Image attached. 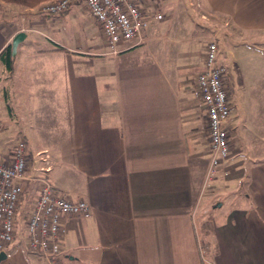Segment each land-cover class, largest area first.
Here are the masks:
<instances>
[{"label": "crops", "instance_id": "crops-1", "mask_svg": "<svg viewBox=\"0 0 264 264\" xmlns=\"http://www.w3.org/2000/svg\"><path fill=\"white\" fill-rule=\"evenodd\" d=\"M196 2L239 29L264 30V0ZM186 3L189 24L199 22L192 1ZM40 4L0 0V52L17 32L26 33L12 69L0 59V148L16 133L28 151L16 232L37 195L34 177L48 166L53 191L84 199L92 212L61 220L62 264H264L258 96L248 109L238 94L232 103L230 86L231 115L223 124L230 156L207 178L213 152L196 76L205 67L207 42L217 38L214 24L221 22L202 15L207 20L197 25L208 37L195 52L184 47L193 37L170 35L178 3L154 1L145 5L144 42H123L121 52L111 54L84 5L41 14L34 10ZM225 79L230 82L228 72ZM15 144L1 153L10 154ZM23 232L0 264H46L27 248Z\"/></svg>", "mask_w": 264, "mask_h": 264}, {"label": "built area", "instance_id": "built-area-1", "mask_svg": "<svg viewBox=\"0 0 264 264\" xmlns=\"http://www.w3.org/2000/svg\"><path fill=\"white\" fill-rule=\"evenodd\" d=\"M154 1L161 0H52L40 4L34 10L41 14H59L66 11L70 4L84 5L100 25L110 53L118 54L123 42H144L143 31L148 24L145 5ZM155 18L161 20L163 14L156 11ZM218 45L215 40L207 42L205 67L196 76L200 97L208 113V135L213 152L207 172L209 179L214 178L229 153V137L223 125L231 115L228 90L224 86L228 69L218 62ZM25 141H17L13 152L8 155L0 152V251L11 244L17 233L18 204L24 191L22 182L29 164ZM40 171L43 173L34 177L38 186L37 195L32 199L30 212L24 222L27 248L43 256L46 264H62L60 240L65 230L61 220L65 216L88 217L92 212L84 199H68L53 191L47 177L48 166L41 167Z\"/></svg>", "mask_w": 264, "mask_h": 264}, {"label": "rangeland", "instance_id": "rangeland-1", "mask_svg": "<svg viewBox=\"0 0 264 264\" xmlns=\"http://www.w3.org/2000/svg\"><path fill=\"white\" fill-rule=\"evenodd\" d=\"M162 1L163 0H161V2ZM172 1L178 3L176 6V9H178V11L176 9L173 10V18L175 20L171 25L170 35L180 34L182 36L184 35V37L185 36L190 38L193 37L191 41L188 40L184 44V47H189L190 50H195V52H197V50L202 49V45L204 44L203 41L208 37L207 35L208 32L205 30L201 31L200 27H198V25L200 26L204 25L201 23L202 20H200V18L201 19L203 18L202 15H206L205 17L210 18L211 21L217 19L221 22V25L214 24L215 28H217L215 29L216 32L215 36L217 38L214 40L217 42V44H219L220 49L223 50V54L218 56V62L224 64L227 67L229 73V79L230 82H232L230 83L224 80V86L226 90H228L231 93L232 92L231 87H232L234 91L232 92L233 97L230 96L231 101L232 103H234L238 94L241 98L240 100H243L244 103H246L247 108L250 109V107L253 108V106H250L249 102L250 101L252 102L254 100L252 98L258 96L257 105H259L258 108L260 112L264 114V44L263 45L260 44L262 43L261 39L263 38L262 40H264V30L260 31L257 28L239 29L234 24H232V22L229 23L230 21L229 18H222L218 15H212L210 14V12H207V9L202 8L201 6H199V4L197 5L196 0H191V1L193 3L192 7L194 8V14L195 16H197V20H199V22L193 21V23L190 25L189 20L187 19V18L190 19V17L187 14L189 10L187 8L186 2L188 0H172ZM155 2L158 3L160 1H155ZM203 20H207V19L203 18ZM224 22H227L228 24H224ZM163 26H165L166 28L165 31H167L169 27V23L164 22ZM209 27L212 28V22L211 25H209ZM223 34L227 35V38L225 37L224 40L222 39ZM258 44H259V48L257 46ZM187 50L188 49H186V51ZM231 79L233 80L231 81ZM258 80L259 81L261 80L260 83L262 88L261 90L262 93L259 94L257 93V90H259V85L255 87V83ZM255 102H256V98H255ZM234 104H236V102ZM234 109L237 110V107L235 106ZM234 136L235 135H233V137ZM4 137L5 135L1 133L0 140H4L3 139ZM235 138L236 137H234L233 139ZM17 141L18 139L16 133L13 135V137L10 135L7 136L5 140L7 146L5 147L2 146V148H0V152L2 150H6V151L9 150V148L11 147V143H15V142L17 143ZM228 156H230V152L228 153ZM228 158L229 157L225 158V160H227ZM210 203L212 204V201ZM218 203H221V200L218 201L217 203H213L214 205L212 204V206L217 207ZM226 208L227 207L224 206L216 209L217 212H221L224 211ZM20 219L21 217L18 216V218H16V221ZM23 224L24 222L22 223V225ZM22 225L19 229L20 233L18 232L17 235L15 236V238H18V240L20 239L21 241L23 238L22 235H24L23 234L24 225L23 226ZM25 238H26V233H25Z\"/></svg>", "mask_w": 264, "mask_h": 264}, {"label": "trees", "instance_id": "trees-1", "mask_svg": "<svg viewBox=\"0 0 264 264\" xmlns=\"http://www.w3.org/2000/svg\"><path fill=\"white\" fill-rule=\"evenodd\" d=\"M4 1L6 2L13 1V3L19 4L25 7H31V6H36L42 2L50 1V0H4ZM58 49H61V47H59ZM0 59L4 61L5 66L8 70L12 69L15 58L11 56V44H8L7 47H5L0 52Z\"/></svg>", "mask_w": 264, "mask_h": 264}, {"label": "water", "instance_id": "water-1", "mask_svg": "<svg viewBox=\"0 0 264 264\" xmlns=\"http://www.w3.org/2000/svg\"><path fill=\"white\" fill-rule=\"evenodd\" d=\"M26 33L24 31H19L13 36L11 40V56H15L18 44L25 38ZM6 252L0 251V261L6 258Z\"/></svg>", "mask_w": 264, "mask_h": 264}]
</instances>
